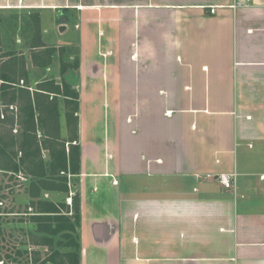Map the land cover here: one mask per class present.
Masks as SVG:
<instances>
[{
	"label": "crops",
	"instance_id": "1",
	"mask_svg": "<svg viewBox=\"0 0 264 264\" xmlns=\"http://www.w3.org/2000/svg\"><path fill=\"white\" fill-rule=\"evenodd\" d=\"M0 9L35 15L32 43L80 61L67 72L79 92L80 264H264V0ZM229 172L234 188L217 180Z\"/></svg>",
	"mask_w": 264,
	"mask_h": 264
},
{
	"label": "trees",
	"instance_id": "2",
	"mask_svg": "<svg viewBox=\"0 0 264 264\" xmlns=\"http://www.w3.org/2000/svg\"><path fill=\"white\" fill-rule=\"evenodd\" d=\"M36 21L33 20L38 28ZM32 46L35 49L32 50L33 64L40 68L48 67L56 53L65 51L63 48L46 47L45 44ZM36 47H42V50L36 51ZM4 56L7 60L0 63V97L6 99L11 95L10 102L25 100L18 108V123L24 139L19 148L22 156L14 161L6 149L4 139L0 138V158H5L4 164L0 160V170L16 173L24 169L32 177L29 193L39 199L37 203H32V207L36 208L32 221L36 222L39 232L47 234L45 245L53 247L55 237H59L58 244L66 248L65 251L56 250L55 256H61L60 260L55 257L50 260L56 264H80L82 214L79 194L72 195V205L65 200L54 202L41 198L44 191H62L69 194L70 175L80 173L81 147L78 143L77 116L79 92L73 87L74 83L67 80V72L78 70L80 61L76 59L67 62L61 57L62 81L58 83L55 78H50L39 82L38 87L31 91L28 84H19L20 80L26 82L30 78V73L25 68V57H18L12 51ZM57 96L64 97L66 123L71 134L67 138H63L61 134L62 109ZM43 150L48 151V161L43 159ZM32 157L35 161L31 160Z\"/></svg>",
	"mask_w": 264,
	"mask_h": 264
},
{
	"label": "rangeland",
	"instance_id": "3",
	"mask_svg": "<svg viewBox=\"0 0 264 264\" xmlns=\"http://www.w3.org/2000/svg\"><path fill=\"white\" fill-rule=\"evenodd\" d=\"M33 36L31 14L22 10L13 12L0 9V63L7 60L4 55L9 51L14 52L18 57L24 56L25 68L26 66L29 68L30 78L26 82L20 80L19 84L21 86L28 84L31 91L38 87L39 82L50 78L62 81L58 60L46 68L34 67L31 58L34 48ZM63 53L64 51L58 53L60 59ZM71 78L68 76L70 81H72ZM10 97L11 95L6 99L0 97V138L4 139L7 151L16 161L22 156L19 148L24 139L21 135L22 128L18 123L20 122L18 108L25 100L18 99L10 102ZM57 98L62 109L61 134L63 138H67L71 134L66 123L64 97L57 96ZM44 151L46 155L43 159L46 158L47 160H44L48 161V151ZM0 160L2 164L5 163V158L2 156ZM31 160L35 161V158L32 157ZM23 170L16 173L0 170V264H56L50 258L55 257L60 260L61 256H55L56 250L65 251L66 248L58 244L59 237H55L53 247L44 244L47 242V234L39 232L36 222L32 221V215L36 211L32 203H37L39 199L29 193L32 177ZM68 184L71 188L70 177ZM76 194L77 192L69 193V198ZM41 198L54 199L47 191L41 194ZM63 200L72 205L68 197Z\"/></svg>",
	"mask_w": 264,
	"mask_h": 264
},
{
	"label": "built area",
	"instance_id": "4",
	"mask_svg": "<svg viewBox=\"0 0 264 264\" xmlns=\"http://www.w3.org/2000/svg\"><path fill=\"white\" fill-rule=\"evenodd\" d=\"M211 11L214 12V8H211ZM217 180L223 184L226 188H234L235 181H236V173L229 172V173H222L219 174ZM69 203H72V198H68Z\"/></svg>",
	"mask_w": 264,
	"mask_h": 264
},
{
	"label": "water",
	"instance_id": "5",
	"mask_svg": "<svg viewBox=\"0 0 264 264\" xmlns=\"http://www.w3.org/2000/svg\"><path fill=\"white\" fill-rule=\"evenodd\" d=\"M61 29H64V26H61L60 30H61Z\"/></svg>",
	"mask_w": 264,
	"mask_h": 264
}]
</instances>
